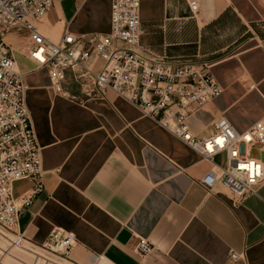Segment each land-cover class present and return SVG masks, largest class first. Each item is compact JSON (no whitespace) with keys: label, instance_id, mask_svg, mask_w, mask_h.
<instances>
[{"label":"crops","instance_id":"crops-1","mask_svg":"<svg viewBox=\"0 0 264 264\" xmlns=\"http://www.w3.org/2000/svg\"><path fill=\"white\" fill-rule=\"evenodd\" d=\"M189 1L140 0L139 49L209 62L220 93L188 116L195 137L210 135L217 116L244 131L264 116V0H195V13ZM35 25L53 42L64 31L106 34L110 0H56ZM2 40L23 72L44 170V190L16 226L28 245L51 253L44 247L51 233L72 230L65 257H43L53 264H264V182L240 202L219 183L205 189L200 179L212 163H224V153L206 160L111 90L92 96L70 79L55 89L46 68L28 58L21 26ZM100 64L93 53L89 65ZM30 186L14 181V197ZM138 237L152 245L143 256L133 251Z\"/></svg>","mask_w":264,"mask_h":264},{"label":"built area","instance_id":"built-area-1","mask_svg":"<svg viewBox=\"0 0 264 264\" xmlns=\"http://www.w3.org/2000/svg\"><path fill=\"white\" fill-rule=\"evenodd\" d=\"M56 0H0V230L13 236L12 244L27 242L16 230L20 214L44 190L40 146L25 103L26 84L2 36L14 25L27 31V56L48 72L51 86L62 89L71 80L92 96L107 90L124 98L162 128L177 136L206 160L224 153V163L214 164L200 179L205 189L225 186L234 202L256 194L264 182V163L251 154L264 153V116L244 131H236L224 116L212 123L213 132L195 137L188 116L219 95L220 87L204 60L167 59L139 49L140 0H110V25L106 34L75 36L64 31L53 42L41 34L35 22L41 20ZM192 13L198 4L188 2ZM95 53L101 60L97 70L89 65ZM29 180L31 186L14 197L12 183ZM75 243L72 230H55L50 245L44 246L61 258ZM152 245L138 237L133 251L143 256ZM230 258L241 256L230 252Z\"/></svg>","mask_w":264,"mask_h":264},{"label":"rangeland","instance_id":"rangeland-1","mask_svg":"<svg viewBox=\"0 0 264 264\" xmlns=\"http://www.w3.org/2000/svg\"><path fill=\"white\" fill-rule=\"evenodd\" d=\"M21 61V60H20ZM28 68H32L33 65L25 63ZM251 154L255 157L264 158V153L257 151L256 149L251 150ZM19 184L15 183L14 188L18 187ZM13 236L8 232L0 230V264H53L48 260H56V253H47L44 250L24 244V247H17L12 244ZM37 253V254H35ZM43 256H47L45 259ZM60 261V259H58Z\"/></svg>","mask_w":264,"mask_h":264}]
</instances>
